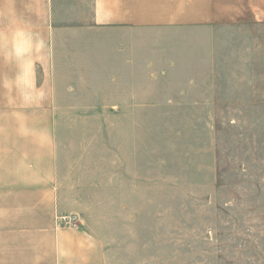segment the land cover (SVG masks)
Segmentation results:
<instances>
[{
  "label": "rangeland",
  "instance_id": "rangeland-1",
  "mask_svg": "<svg viewBox=\"0 0 264 264\" xmlns=\"http://www.w3.org/2000/svg\"><path fill=\"white\" fill-rule=\"evenodd\" d=\"M47 3L0 0L34 21L18 31L21 52L30 38L44 55ZM166 8L179 17L178 52L164 55L173 63L150 55V85L136 82L125 98L134 102L55 110L25 102L19 118L58 135L63 164L86 160L99 184L80 189V212L106 243L108 264H264V0ZM161 9L147 8L148 31L164 29ZM157 40L166 50L167 39ZM85 114L95 117L79 122Z\"/></svg>",
  "mask_w": 264,
  "mask_h": 264
},
{
  "label": "crops",
  "instance_id": "crops-1",
  "mask_svg": "<svg viewBox=\"0 0 264 264\" xmlns=\"http://www.w3.org/2000/svg\"><path fill=\"white\" fill-rule=\"evenodd\" d=\"M192 3L48 0L39 6L47 20L50 14L42 57L30 38L20 48L18 31L33 29V19L15 18L13 6L0 7V16L10 17L0 26V264H108L106 243L80 212V189L98 185L95 175L85 159L63 164L66 150L58 149V135L33 130L38 121L19 118L18 112L29 110L25 102L42 110L134 102L125 98L134 96L136 82L150 85V55L172 62L175 58L164 55L178 52L173 27L179 17L176 8L166 7ZM28 6L25 15L34 11ZM156 7H163L158 21L164 29L154 33L148 31L153 19L146 15L147 8ZM157 37L167 39L166 50ZM124 115L136 118L134 112ZM50 120L58 123L56 116ZM44 122L48 125L49 118ZM69 214L77 219L66 223Z\"/></svg>",
  "mask_w": 264,
  "mask_h": 264
},
{
  "label": "built area",
  "instance_id": "built-area-1",
  "mask_svg": "<svg viewBox=\"0 0 264 264\" xmlns=\"http://www.w3.org/2000/svg\"><path fill=\"white\" fill-rule=\"evenodd\" d=\"M76 219H77V215H70V214L63 218V220L66 223H71V222H73Z\"/></svg>",
  "mask_w": 264,
  "mask_h": 264
}]
</instances>
